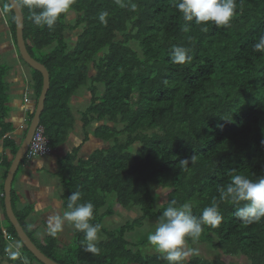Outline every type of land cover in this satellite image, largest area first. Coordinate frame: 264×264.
Listing matches in <instances>:
<instances>
[{
	"label": "trees",
	"instance_id": "16d2710c",
	"mask_svg": "<svg viewBox=\"0 0 264 264\" xmlns=\"http://www.w3.org/2000/svg\"><path fill=\"white\" fill-rule=\"evenodd\" d=\"M3 1L10 11L11 47L25 63L17 46L15 13ZM17 1L24 14L27 49L50 73L41 116L49 155L67 143L79 118L86 135L81 147L58 162L55 177L63 188L64 207L68 197L79 192L77 203L94 205L91 223L99 224L104 234L96 242L98 253L85 250L81 231L77 246H65L59 232L40 243L28 226L34 207L17 210L12 189L14 212L37 247L59 264H167L154 249L134 250L127 234L146 220L158 221L173 200L176 206L190 204L192 214L199 217L215 199L224 219L217 228L204 226L198 241H188L197 254L185 264H230L198 255H205L206 248L216 255L241 257L246 264H264V220L251 224L239 220L237 206L221 201L218 191L235 174L254 181L264 176V53L253 50L264 35V0H236L227 27L185 22L175 7L179 0H121L123 7L116 0H74L52 30L35 25L29 9ZM69 13L77 15L74 26L67 22ZM102 13L105 22L99 19ZM205 26L208 30L202 31ZM69 32H77L74 42L67 40ZM174 45L189 49L190 62L172 63ZM2 55L0 180L2 174L6 180L21 144L10 121L12 69L3 64ZM30 69L36 95L31 119L43 77ZM84 90L88 93L83 95ZM87 94L90 103L82 101ZM81 104L87 106L83 112ZM91 140L101 149L81 157L82 147ZM193 155L195 162L190 160ZM185 159L190 160L187 165L182 163ZM29 161L25 156L19 169ZM160 194L165 202L156 210ZM0 197L5 207L3 192ZM114 204L138 208L141 216L110 230L102 221L113 214ZM105 208L106 214H101ZM5 216L0 221V257L8 256L15 264H22L23 258L28 264H42L24 247L6 211ZM12 244L17 248L9 253Z\"/></svg>",
	"mask_w": 264,
	"mask_h": 264
},
{
	"label": "clouds",
	"instance_id": "9594fccd",
	"mask_svg": "<svg viewBox=\"0 0 264 264\" xmlns=\"http://www.w3.org/2000/svg\"><path fill=\"white\" fill-rule=\"evenodd\" d=\"M116 2L124 6L121 0ZM73 3L74 0H22V6L31 12L33 23L39 27L47 26L49 30L54 28L58 19L70 11ZM175 7L185 22L194 21L196 25L213 23L217 27H227L235 15L237 4L236 0H179ZM105 16L106 13L100 14L101 22H105ZM184 30H188L187 25ZM201 30L208 29L205 26ZM253 50L264 53V35H261L253 45ZM170 57L174 64L182 65L191 60L189 49L178 45L173 46ZM190 160L195 162V156L193 155ZM190 160L185 159L182 163L187 165ZM218 191L221 201L237 206L235 216L239 220L249 224L264 220V176L254 181L245 175L235 174L231 176L230 182L220 187ZM79 199V192H73L68 197L69 210L64 212L62 218L57 216L49 219L48 233L56 237L58 232L62 231L63 222L69 221L76 230L84 233L82 244L85 250L98 253L96 242L100 238L101 226L91 223L94 205L91 202L78 204ZM176 204L175 200L171 201L159 217L155 230L147 237L148 244L167 264H185L189 256L197 254L196 249L187 247L188 241H198L204 226L217 228L224 219L215 199L210 206L203 209L199 217L192 214L190 204L184 203L180 206ZM241 204L243 206H240ZM17 256L18 254H14L12 258L16 259ZM22 264H28L27 258L22 259Z\"/></svg>",
	"mask_w": 264,
	"mask_h": 264
},
{
	"label": "rangeland",
	"instance_id": "374dc122",
	"mask_svg": "<svg viewBox=\"0 0 264 264\" xmlns=\"http://www.w3.org/2000/svg\"><path fill=\"white\" fill-rule=\"evenodd\" d=\"M9 12H10L9 8L6 5V3L3 0H0V52H1V55L3 54L2 55V62H3V64H6V65L11 67L12 70H11V73L9 74L10 77H12L14 75H18L21 78L18 83H15L16 84L15 88L13 87V84H12L11 93H10L11 111L18 110L20 113L24 114L25 118H26V123H25L24 129L21 130L17 134V141L21 144L24 137H25L26 131L29 128L30 121L32 120V118L30 119V115L28 113H25L23 110V107L28 106L27 104H23L24 99H25L24 95H25V92L27 90V98L31 102L29 105V108L33 112L35 110L36 95H35V91L33 88V81L31 79V75L33 76L32 70L30 69L29 66H27L25 63H23L19 59L18 53L14 52L12 47H11V41L13 43L14 40L12 39L13 35L11 34V32H9L8 25H7L8 24V18H10ZM76 20H77V15L75 13H69L68 18H67L68 24L74 26L76 24ZM76 33L77 32H69L67 34V40L69 42H74L73 41L74 35ZM134 47L136 48L137 46L134 45ZM23 73H26L28 83L26 82V78H25ZM8 82H11L10 78H8ZM82 92H83L82 93L83 95L88 93L87 90H84ZM89 96H90L89 94H87V96H84L82 98V101L90 103V101H89L90 97ZM86 107L87 106L85 104H83V105L81 104V108L79 109V111L83 112ZM83 154H81V156ZM2 171H3V169H0V173ZM22 174H23V171H22V168H20L18 173H17L16 179H18V177L20 178V176ZM50 178H53V177L50 175ZM4 183H5V180H3V174H2V178L0 180V194H2V192L4 194ZM50 184L51 183H49V185ZM49 189L51 190L50 193H47L46 191H42V193L46 196L47 210L49 211L50 209H54V213L50 212L51 216L44 215L45 218L42 220H39L37 222L39 224L40 232L41 233L43 232L41 234L42 236H44L45 233H48L47 226H48L49 219L51 217H57L58 216V217L62 218L64 212L69 210L63 206L62 196H61L60 192L58 191L59 189H56L54 187H49ZM13 190H14V184H13ZM55 191H56V193L54 195H52L53 192H55ZM39 193H40L39 189H34L29 197L26 196L25 201L27 202V205H29V202L31 203V205L39 202L40 201L38 198ZM160 195L161 196L158 198V200L156 202V210H160L162 208L164 202H165L164 195L163 194H160ZM42 200H43V198H42ZM4 205H5V203H4ZM16 207H17V205H16ZM111 208L113 209V214L112 215H106L102 221L103 226L110 229V230L118 229L124 225H127L128 223L134 222L136 219L140 218V216H141V211L138 208H132L130 210H126V209H123L122 207L115 205V204ZM17 210H18V208H17ZM107 210L108 209L105 208L103 211H101L102 212L101 214H106ZM1 219L4 221L6 220L5 207H3L2 197H0V221H1ZM157 222L158 221L146 220L143 223L144 225H142L139 228H136L134 232L127 234V239L134 246L133 247L134 250L140 249L141 251L144 250L146 252V251H148V249H153V247L148 244L147 237H148V234L150 232H153L155 230ZM78 232H80V231L76 230L71 222L64 221L62 231L59 232V237H61L60 240H62L61 242L65 246L66 245L77 246L76 240H77ZM99 236H100L99 240L101 238H104V234L102 232H100ZM36 239L39 240V242L41 243V238L39 237V234L36 235ZM187 247L191 248V247H189V245H187ZM16 248H17L16 244H12L10 246V248L8 249V252L11 253ZM198 255L205 257V258L224 259L227 262H229L230 264H246V262L241 257H237V258L226 257V256H224V254L222 252H220L219 255H216L213 251H211L208 248H206V254L205 255H203L201 253H199ZM193 256L194 255L189 256L188 259H190ZM1 263L2 264H15V263H10L8 256L6 258L0 257V264Z\"/></svg>",
	"mask_w": 264,
	"mask_h": 264
},
{
	"label": "crops",
	"instance_id": "0c3cea01",
	"mask_svg": "<svg viewBox=\"0 0 264 264\" xmlns=\"http://www.w3.org/2000/svg\"><path fill=\"white\" fill-rule=\"evenodd\" d=\"M9 78L11 79V82L13 83L14 88L16 85L15 83H18L21 79L18 75H14L12 77H10L9 75ZM26 99H28L27 96L25 97V100ZM30 103L31 102L29 100L28 102H23V104L28 105L27 107H23V110L25 113H28L29 115H31V113L33 112L29 108ZM75 113L77 112L75 111ZM10 121L14 124L16 128L14 137L17 139V134L21 130H23L25 127V123H26L25 115L20 113L18 110L11 111ZM80 122H81L80 118L77 119L76 128L71 133L69 140L67 141L65 145L55 150L53 155H49V156L42 157V158H37L29 162H26L22 166L23 174L20 176V178L19 177L18 179L15 178V181H14V191H15L16 197L18 198L17 208L20 212H22V211L28 210L27 208H30L32 206L34 207L33 211L31 212V215L28 217V226H29V229H31V231L35 233V235L39 234L41 241L45 239L46 237H49L50 235L49 233H45V235L42 236L41 234L43 232L42 233L40 232L39 224L37 222L39 220L44 219L45 218L44 215L51 216V213H54V209H50L49 211L47 210L46 196L42 193V191H46L47 193H50L51 190L49 189V187H54L56 189H59L58 191L60 192L61 196H63V188H62L61 182L57 177H55V175L58 172L59 160L66 157L73 150H76L77 148L81 147L85 140L86 135L84 134V131L80 127L81 126ZM96 149L97 150L101 149V147H99V144H96L94 140H91L90 142H88L86 145L82 147L81 154L83 153L84 154L81 157H84V158L85 156L88 157ZM1 152H3V150H1ZM50 175L53 178H50ZM49 183L51 184L49 185ZM34 189L40 190V193L38 194L39 196L38 198L40 201L37 203H34L33 205H31V203L29 202V205H27L25 198L26 196L29 197ZM55 193L56 191L53 192L52 195H54ZM62 201H63V206H64L63 198H62Z\"/></svg>",
	"mask_w": 264,
	"mask_h": 264
},
{
	"label": "water",
	"instance_id": "95a60500",
	"mask_svg": "<svg viewBox=\"0 0 264 264\" xmlns=\"http://www.w3.org/2000/svg\"><path fill=\"white\" fill-rule=\"evenodd\" d=\"M13 9L16 16V37L19 54L24 62L33 70L38 71L43 77V89L40 98L37 103L36 111L33 119L26 131L25 137L16 153V156L12 162L11 168L8 172L7 178L4 183V199H5V211L11 224L14 226L17 236L24 245V247L33 254V256L42 264H59L47 257L41 249L32 241L25 229L21 225L18 217L16 216L12 203V189L15 175L29 149L33 135L36 129L41 124V116L46 108V99L51 86L50 73L48 69L37 60H35L29 53L26 41L24 39V25L25 19L23 10L17 0H6Z\"/></svg>",
	"mask_w": 264,
	"mask_h": 264
},
{
	"label": "built area",
	"instance_id": "2783aa9c",
	"mask_svg": "<svg viewBox=\"0 0 264 264\" xmlns=\"http://www.w3.org/2000/svg\"><path fill=\"white\" fill-rule=\"evenodd\" d=\"M51 153L48 146V141L45 136V129L39 126L35 131L30 147L26 153L27 160H33L43 156H47Z\"/></svg>",
	"mask_w": 264,
	"mask_h": 264
}]
</instances>
